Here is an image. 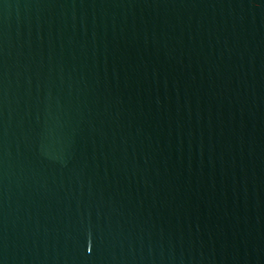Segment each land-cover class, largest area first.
Here are the masks:
<instances>
[{
	"label": "water",
	"instance_id": "1",
	"mask_svg": "<svg viewBox=\"0 0 264 264\" xmlns=\"http://www.w3.org/2000/svg\"><path fill=\"white\" fill-rule=\"evenodd\" d=\"M0 264H264V0H0Z\"/></svg>",
	"mask_w": 264,
	"mask_h": 264
}]
</instances>
